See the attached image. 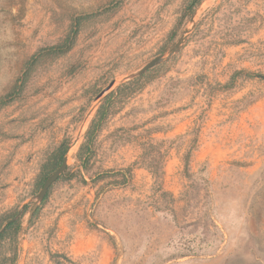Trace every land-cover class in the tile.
<instances>
[{
    "label": "rangeland",
    "instance_id": "rangeland-1",
    "mask_svg": "<svg viewBox=\"0 0 264 264\" xmlns=\"http://www.w3.org/2000/svg\"><path fill=\"white\" fill-rule=\"evenodd\" d=\"M187 1L0 0V264H264V0Z\"/></svg>",
    "mask_w": 264,
    "mask_h": 264
},
{
    "label": "trees",
    "instance_id": "trees-1",
    "mask_svg": "<svg viewBox=\"0 0 264 264\" xmlns=\"http://www.w3.org/2000/svg\"><path fill=\"white\" fill-rule=\"evenodd\" d=\"M201 1L202 0H188L187 2H185V5H184L183 11H182V15L179 19V25L181 24V22L186 17L190 16L194 12L196 7L200 5ZM76 24H77V21H75V26H74L75 28L71 32V35L68 36L62 44L50 48L49 50L51 52L56 53V54H63L71 48L73 41H74V38H75V35L77 33ZM33 61H34V58H32L31 60H29L25 63L23 75L28 74V72L30 71L31 63ZM255 77L260 78L264 82V76L263 75H256ZM124 87L125 86L118 87L115 92H112L108 96H106L102 105L97 110L95 118L92 120V122H91V124H90V126H89V128L85 134L84 143L81 145L79 152H78V158L81 162H86L89 160L91 153H92V146L94 143L96 133L100 130V127H101L103 121L105 120L106 116L108 115V111H109V108L111 106L112 100L122 97L121 93H122ZM67 150H68V147L65 143H62L56 149L55 154L53 156L54 170H56L60 166L65 154L67 153ZM47 177L48 176H46L44 178V182L47 179ZM2 236H3V234L0 235V237H2Z\"/></svg>",
    "mask_w": 264,
    "mask_h": 264
},
{
    "label": "water",
    "instance_id": "water-1",
    "mask_svg": "<svg viewBox=\"0 0 264 264\" xmlns=\"http://www.w3.org/2000/svg\"><path fill=\"white\" fill-rule=\"evenodd\" d=\"M161 59L158 57L154 60H152L151 62H149L146 66L143 67L142 69V73L146 72L148 69L152 68L154 65H156ZM112 86V83L104 90L102 91L99 96L103 95V93L105 91H107L110 87ZM66 157L63 158L62 163L60 164V166L45 180L42 189L40 190L39 194H38V198L42 199L45 194L47 193L50 185L52 183H54L59 176L65 171L66 169Z\"/></svg>",
    "mask_w": 264,
    "mask_h": 264
}]
</instances>
